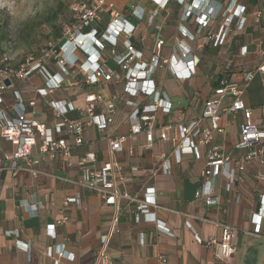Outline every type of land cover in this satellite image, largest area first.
I'll return each instance as SVG.
<instances>
[{"label":"crops","instance_id":"crops-1","mask_svg":"<svg viewBox=\"0 0 264 264\" xmlns=\"http://www.w3.org/2000/svg\"><path fill=\"white\" fill-rule=\"evenodd\" d=\"M160 1L157 4L150 0H106L99 27L102 30L106 26L112 10L133 27L128 41L141 57L133 59L130 66L148 63L158 53L161 65L151 79L156 90L167 96L170 112L163 114L155 110L150 97L129 98L123 91L124 81L94 86L95 92L116 98L113 123L102 133L87 128L83 136L85 144L71 151L70 166L60 160H45L38 166L41 172L38 178H32L27 172L17 177H12L10 171L0 174V264H97L95 254L100 247L99 239L109 231L113 207L103 204L73 182L79 178L77 162L85 152H93L99 165L112 160L107 138L116 136L125 137L122 152L114 157L120 167L113 174L117 190L140 199L145 188L153 187L156 207L150 209L154 222L144 217L135 222L136 204L121 200L120 232L110 239L106 249L114 264H162L160 257L166 259L165 264H259L262 245H255L253 240H264V220L259 232L255 233L253 170L247 169L241 176L242 182L231 186L228 192L223 188L224 180L217 179L216 194L222 199L221 208L207 207L202 199L194 198V192L203 182L204 150L198 149V159L185 155L179 163L175 162L172 150L180 140L176 124L190 122L201 115L223 70H230V82L241 84L246 72L264 66V0H211L209 4H200V0ZM134 6L142 13L140 19L131 13ZM239 6L244 8L243 14L233 17L223 44L213 46L211 37L223 24V16L232 14ZM218 7L221 9L215 19L211 18L205 27L197 25V17L206 15L209 9L216 11ZM190 8L194 11L188 13ZM259 10L262 16L257 21L255 14ZM154 12L156 15L151 19ZM241 17L245 18L243 25H240ZM159 38L163 44L157 49ZM125 39L124 35L119 37L117 54L124 52ZM184 47L189 49L188 59L195 56L199 63L195 74L177 77L169 62L162 63V60H170L174 55L177 61L173 66L175 64L176 70H184L178 58ZM107 64L113 70H121L112 61ZM85 67L91 70L89 65ZM49 68L57 70L53 65ZM71 70H74L71 79L81 82L80 65ZM20 84L19 90L24 92L32 86H43V81L35 75ZM86 90V86L63 87L50 99L65 98L78 107ZM243 99L253 111H259L264 101V77L255 76L244 90ZM127 100L136 104L140 114L156 115L157 128L148 148L144 147L143 134L128 136L129 116L134 108L125 105ZM38 114V120L51 124V110L41 99H38ZM68 117L76 118L77 114L70 112ZM161 131L165 132L167 140L159 139ZM235 131L237 126H230L227 134L217 138L229 151L236 141ZM0 149L11 152L13 148L3 142ZM33 153V157H37L36 152ZM166 161L170 168L168 175L161 170ZM133 167L137 170L132 171ZM236 196L241 197L238 204L234 202ZM68 197H78L79 204L63 209L62 201ZM64 217L66 222L57 224ZM217 222H226L237 230L235 252L223 261L216 259L214 247L205 245L210 238H218ZM49 227L53 228V236L48 232ZM11 231L17 235L7 236L6 232ZM49 248L50 256L47 254ZM260 264H264V259Z\"/></svg>","mask_w":264,"mask_h":264},{"label":"built area","instance_id":"built-area-1","mask_svg":"<svg viewBox=\"0 0 264 264\" xmlns=\"http://www.w3.org/2000/svg\"><path fill=\"white\" fill-rule=\"evenodd\" d=\"M160 4V0H150ZM183 3V0L180 1ZM211 3V0H200V4ZM231 3V1H230ZM106 0H90L89 3H78L73 10L76 12L74 20L61 26L60 37L48 38L40 48L38 56H29L13 67L6 57L0 60V144L8 143L13 149L11 152L0 149V174L10 171L12 177H17L21 172H27L32 178H38L41 172L38 166L45 160L64 161L70 166L71 151L85 144L84 132L87 128H94L97 132H105L113 123V114L116 111V98H107L93 90L100 83L111 81H124V93L129 98L138 96L150 97L154 109L161 113H169L171 104L163 92L156 90L152 76L161 65L158 53L148 63H136L130 66L133 59H138L141 54L133 49L128 37L133 27L116 11L109 12V22L101 33L97 27L102 23L101 14ZM198 8V6H197ZM132 15L140 19L142 13H138V6L131 7ZM217 10L209 9L206 15L196 18L199 27H205L208 21L215 19ZM193 9H189L188 13ZM194 11V10H193ZM243 7H236L232 14L223 16V24L217 33L211 37L213 46L223 44L228 27L233 22V17L243 14ZM225 12H227L225 10ZM156 15L154 12L151 19ZM258 21L262 16V10L255 14ZM245 23V18L240 19V25ZM100 28V27H99ZM185 36V33H183ZM121 35L125 36L123 42L124 52L117 54L116 47ZM163 44L159 38L157 49ZM109 47V50H107ZM244 50V48H243ZM108 51V53H107ZM107 53V56L103 54ZM189 49L184 47L179 52L178 58L183 62L184 70H176L177 59L173 55L170 60H162V63L170 64L174 76L189 77L195 74L199 60L192 56ZM114 62L121 70H113L108 62ZM80 65L83 72L81 82L71 79L72 68ZM91 70H86L85 65ZM53 65L57 70H50ZM230 65L227 66V69ZM230 70L223 73L216 81V86L211 90L209 98L205 101L201 115L190 122H179L176 127L180 140L173 148L172 155L175 162L179 163L182 156L191 155L198 159V149L204 150V168L202 171L203 182L194 192L195 199H202L205 206L221 208L222 199L216 194L217 179L224 180V190L230 191V187L237 182H242V174L251 168L252 179L256 184V206L253 213L255 233L259 232L260 224L264 220V101L259 108L258 116L249 107L244 99V90L256 75L264 77V66L256 70L246 72L241 84L229 81ZM38 75L43 81V86H32L27 91L16 89L15 83H25L31 77ZM9 85H5V81ZM79 82V83H78ZM86 86L81 98L82 104L74 106L73 101L65 98L59 100L50 99V96L59 92L63 87ZM38 99L44 101L51 110V124L38 120ZM125 105L134 109L129 116L128 136L143 134L145 148L151 146L154 140V131L157 128L155 114H140L131 100L125 101ZM74 112L76 118H69L68 114ZM230 126H237L235 131L236 141L230 151L225 143L217 141L218 137L227 134ZM159 139L167 140L164 131L159 134ZM125 137L116 136L107 138L108 150L112 160L99 165L93 152H85L78 160L77 167L79 178L74 181L78 187L95 195L103 204L112 206L113 213L108 233L99 239L100 247L95 254L97 264H114L106 252L110 239L120 232L121 200L126 199L136 204L134 212L135 222L141 217L154 222L151 208L156 207L155 190L153 187L144 189L141 198H131L125 193H120L113 181V174L119 170V164L114 160L116 154L123 150ZM36 152L37 157H33ZM136 171L137 168H131ZM162 173L170 174L169 162L162 164ZM241 197L236 196L234 202L238 204ZM72 204H79L78 197H68L62 201V207L67 208ZM66 217L57 221V224L65 223ZM219 229L218 238H210L205 245L214 247L217 260H227L235 252L237 230L226 222H217ZM159 229L168 233L158 226ZM48 232L53 236V228ZM7 236L17 235L16 232H6ZM143 244V235H140ZM200 243V240H198ZM51 248L47 250L50 256ZM162 264L166 259L159 258ZM53 264H57L54 262Z\"/></svg>","mask_w":264,"mask_h":264},{"label":"rangeland","instance_id":"rangeland-1","mask_svg":"<svg viewBox=\"0 0 264 264\" xmlns=\"http://www.w3.org/2000/svg\"><path fill=\"white\" fill-rule=\"evenodd\" d=\"M89 2L90 0H0V32L4 36L2 58L20 62L23 58L38 56L45 41L53 36L54 26L59 28L70 22L76 14L73 8L78 3ZM107 16L106 14L104 18ZM21 85L15 83L17 89ZM258 114V110L254 111L255 116ZM253 241L255 245H262L260 264V260L264 259V240Z\"/></svg>","mask_w":264,"mask_h":264},{"label":"trees","instance_id":"trees-1","mask_svg":"<svg viewBox=\"0 0 264 264\" xmlns=\"http://www.w3.org/2000/svg\"><path fill=\"white\" fill-rule=\"evenodd\" d=\"M74 19H72L70 22H72ZM68 22V23H70ZM62 26V25H61ZM61 26L59 28H56L54 26V32H53V36L52 37H49V38H52V39H57L58 37H60V33H61ZM98 29V33H101L103 31V29L101 30L99 27H97ZM0 30H1V23H0ZM4 40V36L1 35V32H0V60L2 59V42ZM25 60V58H23L20 62H12L11 60H8V62L13 65V67L17 66L19 63L23 62Z\"/></svg>","mask_w":264,"mask_h":264},{"label":"water","instance_id":"water-1","mask_svg":"<svg viewBox=\"0 0 264 264\" xmlns=\"http://www.w3.org/2000/svg\"><path fill=\"white\" fill-rule=\"evenodd\" d=\"M5 85L8 86L9 85V81L6 80L5 81Z\"/></svg>","mask_w":264,"mask_h":264}]
</instances>
